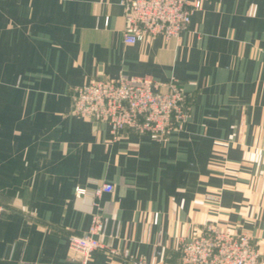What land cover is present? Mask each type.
<instances>
[{"label":"crops","instance_id":"0c3cea01","mask_svg":"<svg viewBox=\"0 0 264 264\" xmlns=\"http://www.w3.org/2000/svg\"><path fill=\"white\" fill-rule=\"evenodd\" d=\"M123 27L120 0H0V264H177L205 222L244 230L264 264V0H202L169 40ZM121 74L175 78L183 128L113 136L71 111L73 87ZM103 182V247L83 257L68 235Z\"/></svg>","mask_w":264,"mask_h":264},{"label":"built area","instance_id":"2783aa9c","mask_svg":"<svg viewBox=\"0 0 264 264\" xmlns=\"http://www.w3.org/2000/svg\"><path fill=\"white\" fill-rule=\"evenodd\" d=\"M120 5L124 17L123 42L134 44L157 35L165 40L177 37L187 29L192 12L201 8L202 0H120ZM71 111L95 122H106L113 136L129 129L153 139L183 128L189 116L183 88L175 78L163 81L122 74L115 78H95L73 87ZM111 189L110 182L93 188L91 201L96 210L87 230L68 235L69 247L83 257L103 247L100 235L104 233L107 218L98 199ZM86 192L84 186L74 187L77 196ZM178 250L177 264H257L260 258L244 230L221 229L211 222H205L198 234L181 238ZM261 259L264 261V253ZM131 264L147 263L140 258Z\"/></svg>","mask_w":264,"mask_h":264}]
</instances>
